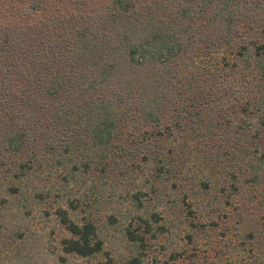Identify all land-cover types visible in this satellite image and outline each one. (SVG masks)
I'll return each instance as SVG.
<instances>
[{
	"label": "trees",
	"instance_id": "1",
	"mask_svg": "<svg viewBox=\"0 0 264 264\" xmlns=\"http://www.w3.org/2000/svg\"><path fill=\"white\" fill-rule=\"evenodd\" d=\"M249 32L262 39L243 42L252 48L243 62L258 78L242 108L255 111L260 130L264 0H0V205L30 189L41 197L35 183L54 165H72L61 186L75 180L78 162L84 174L119 159L142 160L155 180L173 174V153L151 143L189 125L198 133L202 124L228 126L216 99L227 80L208 61L228 63L236 41L233 55L241 57L248 47L239 41ZM255 158L259 174L264 152ZM55 215L70 234L66 254L102 251L94 220L75 221L61 206Z\"/></svg>",
	"mask_w": 264,
	"mask_h": 264
},
{
	"label": "rangeland",
	"instance_id": "2",
	"mask_svg": "<svg viewBox=\"0 0 264 264\" xmlns=\"http://www.w3.org/2000/svg\"><path fill=\"white\" fill-rule=\"evenodd\" d=\"M258 39L262 36L249 32L239 42ZM237 42L227 51L228 63L221 56L208 61L216 78L227 80L226 93L216 96L225 104L227 127L209 131L202 124L198 133L189 125L152 142L175 157L174 173L157 180L142 160L130 164L118 158L104 171L94 164L85 174L77 161L80 171L71 172L75 180L62 186L71 164L65 170L44 169L41 183H35L41 197L30 189L0 205V264H129L134 259L139 264H264V165L259 174L251 165L264 152V127L255 128V111L248 115L242 108L254 98L246 89L258 77L243 62L250 46L239 49L244 56L233 55ZM67 199L77 205L75 212ZM57 206L75 221H95L100 253L82 258L64 252L70 234L55 215Z\"/></svg>",
	"mask_w": 264,
	"mask_h": 264
}]
</instances>
